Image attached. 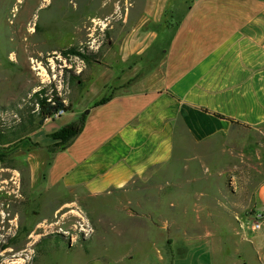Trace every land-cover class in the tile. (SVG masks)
I'll return each mask as SVG.
<instances>
[{"label": "rangeland", "instance_id": "obj_1", "mask_svg": "<svg viewBox=\"0 0 264 264\" xmlns=\"http://www.w3.org/2000/svg\"><path fill=\"white\" fill-rule=\"evenodd\" d=\"M147 1L0 0V264H78L81 250L108 245L110 254L147 251L154 259L158 248L186 253L180 259L197 263L208 254L194 246L209 234L213 257L223 250L237 258L241 254L248 264H264L249 241L264 230V224L254 228L263 215L253 206L264 177V124L236 126L235 139L190 144L180 157L105 196L43 183L48 151L60 147L45 151L43 143L35 144L33 136L39 142L49 139L43 124L51 128L76 119L159 66L162 53L154 44L130 60L142 58L145 65L133 78L112 75L127 70L123 45L133 28L138 39L181 16L178 0H153L149 4L156 13L165 3L166 9L158 22L139 31ZM69 48L91 62L65 52ZM42 87L48 94L57 91L72 109L61 118L41 120L32 95ZM145 233L151 236L144 247L125 238L141 240Z\"/></svg>", "mask_w": 264, "mask_h": 264}, {"label": "crops", "instance_id": "obj_2", "mask_svg": "<svg viewBox=\"0 0 264 264\" xmlns=\"http://www.w3.org/2000/svg\"><path fill=\"white\" fill-rule=\"evenodd\" d=\"M149 3L153 0L147 1L142 12L139 31L149 22H158L167 6L165 3L156 13ZM177 3L183 7L177 9L181 16L170 26L150 28L138 39L137 28H133L123 45L127 70L112 75L133 78L145 65L142 58L140 62L130 60L142 57L154 44L162 53L159 66L146 70L140 81L121 86L107 102L84 111L86 120L79 135L67 147L48 151L45 186L105 196L180 157L190 144L235 139L233 131L239 124H264V0ZM76 119L51 128L44 123L43 134L49 139L39 142L33 136V140L43 143L47 151L52 144L49 134ZM37 166H41L39 162ZM253 206L263 215V225L264 177L255 189ZM150 236L145 233L141 240H133L131 235L125 238L144 247ZM190 239L192 244L197 240L195 236ZM201 239L203 242L191 245L208 255L197 263L180 259L186 253L180 256L158 248L154 259L147 251L110 254L106 253L108 245L81 250L78 264H233L232 259L248 264L241 254L237 258L233 252L221 250L222 256L213 257L211 234ZM168 240L160 243L169 244ZM249 241L259 259L263 257L264 230Z\"/></svg>", "mask_w": 264, "mask_h": 264}, {"label": "trees", "instance_id": "obj_3", "mask_svg": "<svg viewBox=\"0 0 264 264\" xmlns=\"http://www.w3.org/2000/svg\"><path fill=\"white\" fill-rule=\"evenodd\" d=\"M65 52L75 53L77 55L82 56L87 62H91V57H89L84 53L77 52L73 48H69ZM98 55L100 56V54ZM32 96L35 99V103L38 106L37 111L39 116L41 117V120H45L46 117H50L59 108H64L66 112L72 109L71 104L65 103L64 98H62L57 91H53L50 94H48L45 87H42L41 89L35 91V93H33ZM110 96L103 97L96 104L98 105L107 102L110 99ZM49 98H52V100H49ZM86 115L87 113L83 112L76 120L50 133L49 137L52 139L53 143L50 144L49 146L60 145L59 148L67 147L75 139V137L79 135V133L83 130L86 120ZM242 126H246V125H242Z\"/></svg>", "mask_w": 264, "mask_h": 264}, {"label": "built area", "instance_id": "obj_4", "mask_svg": "<svg viewBox=\"0 0 264 264\" xmlns=\"http://www.w3.org/2000/svg\"><path fill=\"white\" fill-rule=\"evenodd\" d=\"M49 100H52V98H49ZM65 113H66V111L64 108H59L53 115H51L50 117H46L45 120L49 121L52 119H56ZM261 221H262V217L258 218V221L254 223V228H256V229L261 228V225H262Z\"/></svg>", "mask_w": 264, "mask_h": 264}]
</instances>
